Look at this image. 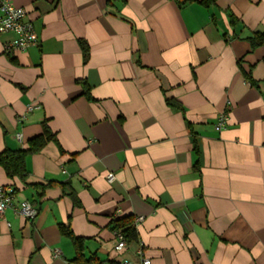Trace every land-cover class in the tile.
Returning <instances> with one entry per match:
<instances>
[{"label":"crops","instance_id":"obj_1","mask_svg":"<svg viewBox=\"0 0 264 264\" xmlns=\"http://www.w3.org/2000/svg\"><path fill=\"white\" fill-rule=\"evenodd\" d=\"M10 1L38 44L6 52L0 32V155L28 148L44 120L62 151L28 154L24 181L0 165L14 203L37 210L5 211L0 264H72L61 224L85 256L121 264H264V43L248 41L264 0ZM128 215L137 239L116 251L112 221Z\"/></svg>","mask_w":264,"mask_h":264},{"label":"trees","instance_id":"obj_2","mask_svg":"<svg viewBox=\"0 0 264 264\" xmlns=\"http://www.w3.org/2000/svg\"><path fill=\"white\" fill-rule=\"evenodd\" d=\"M192 0H180V2H186ZM198 3L208 6L213 4L215 0H198ZM251 47L264 43V32H255L252 36L248 37ZM78 44L82 52V59L85 62L89 55V45L83 39H78ZM81 82L83 88V94L88 95L89 89L86 87L84 81ZM166 105L175 108L181 109V103L179 100L173 97H165ZM55 142L59 146V149L62 151L60 145L58 144L56 133L50 129L47 124V121L42 122L41 132L28 140V148L26 149H17V150H5L0 155V165L3 167L6 175L10 178L18 177L20 180L24 181L28 175V169L26 168V156L31 153H36L40 151L47 142ZM195 148V147H194ZM74 205H80V202L76 196V193L73 190H70L68 193ZM112 229L114 231H121L126 241L136 240L137 233L134 225L132 224V217L130 215L114 219L112 221ZM60 231L62 234L68 236L74 247H75V256L71 259L72 264H121L120 262L114 260H101L95 254L85 256L83 253V241L82 238L76 236L72 233L71 229L68 226L63 224L60 225Z\"/></svg>","mask_w":264,"mask_h":264},{"label":"built area","instance_id":"obj_3","mask_svg":"<svg viewBox=\"0 0 264 264\" xmlns=\"http://www.w3.org/2000/svg\"><path fill=\"white\" fill-rule=\"evenodd\" d=\"M27 11L24 7L13 4L10 0H0V32L13 34V38L4 44V50L6 52L16 50H26L30 46H36L38 44V37L32 23L26 18ZM33 105L28 106V110H31ZM228 116L227 111L222 112L214 127L216 130H220L227 125ZM21 135L18 134L17 138L20 139ZM114 174L109 172L106 174V180L108 182L113 181ZM15 190L11 185H0V219L4 220V213L8 208L13 210L23 218L31 220L35 217L37 210L28 201L21 200L14 203ZM143 220L142 216H138L134 219V224H137ZM9 225V223H7ZM116 251H122L127 241L124 234L121 231H114ZM142 254L141 250H138ZM60 251L55 249L54 256H59ZM122 264H129L127 261H123ZM141 264H151L150 259L142 257Z\"/></svg>","mask_w":264,"mask_h":264}]
</instances>
